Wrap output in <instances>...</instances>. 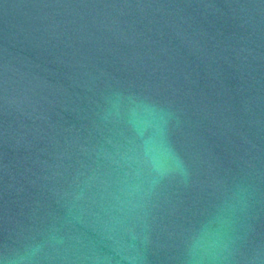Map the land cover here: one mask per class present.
I'll list each match as a JSON object with an SVG mask.
<instances>
[{
    "label": "water",
    "instance_id": "1",
    "mask_svg": "<svg viewBox=\"0 0 264 264\" xmlns=\"http://www.w3.org/2000/svg\"><path fill=\"white\" fill-rule=\"evenodd\" d=\"M0 264H264V0H0Z\"/></svg>",
    "mask_w": 264,
    "mask_h": 264
}]
</instances>
